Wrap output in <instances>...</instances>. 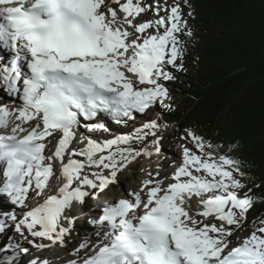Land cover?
Listing matches in <instances>:
<instances>
[{
  "label": "snow or ice",
  "instance_id": "obj_1",
  "mask_svg": "<svg viewBox=\"0 0 264 264\" xmlns=\"http://www.w3.org/2000/svg\"><path fill=\"white\" fill-rule=\"evenodd\" d=\"M192 15L188 0L155 9L143 0H0V90L15 105L0 104V196L9 204L0 208V233L14 229L40 251L63 247L77 204L98 199L139 158L161 153L166 125L158 119L112 138H103L102 121L175 110L167 84L186 71ZM181 139L192 147L182 146L174 171H149L138 189L103 206L88 221L98 241L80 243L67 264H264V218L242 240L235 236L256 202L242 161L194 130ZM17 249L30 251L14 241L0 248V264H17Z\"/></svg>",
  "mask_w": 264,
  "mask_h": 264
},
{
  "label": "trees",
  "instance_id": "obj_2",
  "mask_svg": "<svg viewBox=\"0 0 264 264\" xmlns=\"http://www.w3.org/2000/svg\"><path fill=\"white\" fill-rule=\"evenodd\" d=\"M183 2V0H182ZM188 42L182 107L158 120L179 135L194 130L242 161L243 182L256 198L244 229L264 218V0H188ZM190 9L183 7L184 13ZM175 145L176 137L172 138ZM228 145H238L228 152Z\"/></svg>",
  "mask_w": 264,
  "mask_h": 264
},
{
  "label": "rangeland",
  "instance_id": "obj_3",
  "mask_svg": "<svg viewBox=\"0 0 264 264\" xmlns=\"http://www.w3.org/2000/svg\"><path fill=\"white\" fill-rule=\"evenodd\" d=\"M143 2L145 3V5L149 6L151 9H155V7L158 3L163 5V0H149L148 2H146V0H143ZM167 3L171 4L172 0H167ZM181 3H182V0H181ZM182 5H183V3H182ZM153 14L154 13L150 11L146 16H144V19H151L153 17ZM161 15H164V12H161ZM185 69H186V71L175 73L176 80L174 82H168V84H167V86L169 87V91H170L172 98H173V105H175L176 107L177 106L181 107V108H183L182 107L183 98L180 95L181 94L180 90H186L187 78L184 76H185V74H187L191 71V63L189 61H187L186 58H185ZM4 93L5 92L0 90V104H2L3 102L4 103L13 102L12 100H10V97H8V95L6 93L5 94ZM159 109L161 110V108H154L153 109V114H152L151 118H149V115H148V116L141 117L139 122H127L126 124H120V125L117 124L116 128H118V129H116V130H118V132L115 133L114 135H112L111 137L109 135L107 137H105V135H104V138H112L115 135H127V134L131 133L135 127L142 125L147 120L156 119V117L161 114ZM160 135L163 136V140L161 141V146H162L161 153L156 154L155 152H153V155L151 158L141 157L137 161L133 162L129 166L128 170L121 172L122 177L118 176L117 182L115 183L117 185L118 190L117 191L112 190L111 186L107 190L109 193H111V195H113V196L116 195L117 197L121 198V197L126 195L125 190L130 191L132 189H138L140 187L141 181L144 180L145 178H147V173L149 171L154 172L157 169H159L162 174H164V172L171 174L174 171L175 167L178 166L182 162V146L187 144V146L189 148L192 147V145L190 143H188L186 140L181 139L182 137L185 136V134L182 133L179 135L173 129L162 132V133H160ZM174 137H176V144L174 145L175 147L174 146L171 147V144L174 142L172 140V138H174ZM165 160L168 162V164L171 163V165L166 166ZM151 164H153V165H151ZM58 171H59V165H58L57 172ZM127 177H129V178L126 180L125 178H127ZM60 179H62V178H60ZM60 182L62 183L63 181L60 180ZM98 199H96V200H98ZM5 204L8 207V204L6 202H5ZM93 207H94L95 211L99 210V209H97V207H95V206H93ZM194 207H195V205H194ZM79 222L83 223V222H85V220H83V218L80 216V214H77V219H76L75 225L73 226V229L70 232V234L68 236H66V238H65L67 241L65 246H63V247L58 246V245L52 246V249H50L49 252H48L49 248H47L43 251H40V250L33 248L31 245H30L29 249H34L33 254H35L36 257L37 256L46 257V259L50 262H53L54 260H56L57 262L62 263V262L68 261L70 259H74L75 257L70 255V253L81 242H79L78 244H72V245H74L72 247L68 246V245H70L71 243H73L79 239V237H78L79 234L77 232V226L79 225ZM11 233H13L15 236L19 237V239H21L23 244L26 242L19 236V234H17L14 231V229H11ZM11 233L10 234L8 233L6 235L0 234V238H2L3 244L4 245L6 244V246L4 248H7V246H9V244L11 243V240H12ZM247 235L248 234L245 231H243V229L238 230L235 233V236L238 237L239 240H242ZM94 236H95L94 239L96 237H98L97 234ZM239 240H234L233 243L234 244L238 243ZM86 241H89V242L92 241V243H93V238L86 239ZM44 243L47 244L49 242L44 241ZM54 256L56 258H53Z\"/></svg>",
  "mask_w": 264,
  "mask_h": 264
},
{
  "label": "bare ground",
  "instance_id": "obj_4",
  "mask_svg": "<svg viewBox=\"0 0 264 264\" xmlns=\"http://www.w3.org/2000/svg\"><path fill=\"white\" fill-rule=\"evenodd\" d=\"M154 3V2H153ZM4 55H6L7 56V52H5V53H3ZM109 118V117H108ZM106 122V121H105ZM107 127H108V129H109V131L107 132V133H104L103 134V138H104V135H105V137H107L108 135L111 137L112 135H114L115 133H117L118 132V130H116V129H118V128H116V127H113L111 124H109V123H106L105 124ZM81 132L82 133H84L85 135H92V134H89V133H87L86 132V130L85 129H81ZM179 147V146H178ZM181 160V159H180ZM165 164H168V162L167 161H165ZM151 165H153V164H151ZM118 176L119 177H122V173H119L118 174ZM126 180L128 179V177L127 178H125ZM136 185V184H135ZM113 188H114V190H118L117 189V185H113L112 186ZM4 201H5V198L3 197V196H0V206H1V208H4L5 207V204H4ZM75 208H76V215L78 214V213H80V212H82V210L80 209V207H79V205L77 204L76 206H75ZM98 214H96V215H94L91 219L89 218V217H87V216H81L82 218H83V220H85V222H83V223H81V222H79V225L77 226V232H78V234H79V239L78 240H76L75 242H73V243H71L70 245H68V246H74V245H72V244H78L79 242H81V243H83V242H85L86 241V239H91V238H93V243H92V241L91 242H89V243H92V244H95L97 241H98V239H99V237H96L95 239H94V229H93V225L92 224H90V223H88V221H91V220H96L97 219V216ZM6 234H8V232H5V234L4 235H6ZM4 237V236H3ZM7 240V239H6ZM14 241H18L19 243H20V245L22 246V247H26V246H29V245H25V243L23 244V242L21 241V239H19V237H17V236H15V235H13V241L12 242H14ZM11 242V243H12ZM8 244V243H7ZM6 246V244L4 245L3 244V240H2V238H0V248H4ZM8 247V246H7ZM20 251L17 249V250H15L14 252H13V254L15 255V257L17 256L18 257V253H19ZM3 255V253H0V256H2ZM16 257V258H17ZM67 263V261H65V264ZM54 264H60L59 262H57V261H55L54 262ZM62 264V263H61Z\"/></svg>",
  "mask_w": 264,
  "mask_h": 264
}]
</instances>
